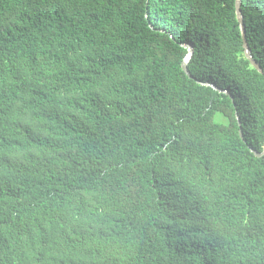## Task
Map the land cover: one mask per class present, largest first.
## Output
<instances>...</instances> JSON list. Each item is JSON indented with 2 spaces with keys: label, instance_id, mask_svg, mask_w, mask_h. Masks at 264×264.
Wrapping results in <instances>:
<instances>
[{
  "label": "trees",
  "instance_id": "obj_1",
  "mask_svg": "<svg viewBox=\"0 0 264 264\" xmlns=\"http://www.w3.org/2000/svg\"><path fill=\"white\" fill-rule=\"evenodd\" d=\"M240 1L262 75L234 0H0V264H264Z\"/></svg>",
  "mask_w": 264,
  "mask_h": 264
},
{
  "label": "water",
  "instance_id": "obj_2",
  "mask_svg": "<svg viewBox=\"0 0 264 264\" xmlns=\"http://www.w3.org/2000/svg\"><path fill=\"white\" fill-rule=\"evenodd\" d=\"M240 3L241 1L240 0H234V7H235V15H236V19L239 23V27H240V32H241V39H242V48H243V54H244V58L250 63L251 67L253 69H255L259 74H263L262 72V69L260 68V66L253 60V58L251 57V54H250V50L247 46V43H246V39H245V26L243 24V18H242V15H241V12H240ZM183 48L186 49L187 53L186 55L184 56L182 62H181V69L183 71V73L189 78V79H192L188 70H187V65H188V62L190 61L191 57H192V48L187 45V44H182L181 45ZM203 86H207V87H211L212 89H214L215 91L217 92H221V93H224L226 95H228V93L226 91H222L220 90L219 88H217L216 86L212 85V84H201ZM236 119L238 121V117L236 116ZM238 125L240 126V123L238 121ZM239 136L240 138L243 140V135L241 133V131H239ZM250 151L253 153V155L255 157H262L264 155V147H263V150L261 153H257L255 152L254 150L250 149Z\"/></svg>",
  "mask_w": 264,
  "mask_h": 264
},
{
  "label": "rangeland",
  "instance_id": "obj_3",
  "mask_svg": "<svg viewBox=\"0 0 264 264\" xmlns=\"http://www.w3.org/2000/svg\"><path fill=\"white\" fill-rule=\"evenodd\" d=\"M218 117V116H217Z\"/></svg>",
  "mask_w": 264,
  "mask_h": 264
}]
</instances>
